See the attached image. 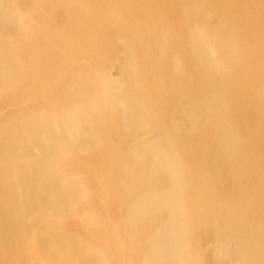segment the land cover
<instances>
[{
  "label": "bare ground",
  "instance_id": "obj_1",
  "mask_svg": "<svg viewBox=\"0 0 264 264\" xmlns=\"http://www.w3.org/2000/svg\"><path fill=\"white\" fill-rule=\"evenodd\" d=\"M0 264H264V0H0Z\"/></svg>",
  "mask_w": 264,
  "mask_h": 264
}]
</instances>
